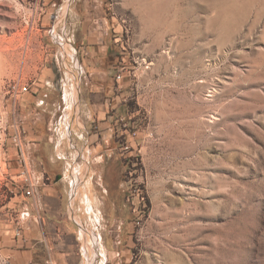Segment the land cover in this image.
<instances>
[{
  "label": "rangeland",
  "instance_id": "1",
  "mask_svg": "<svg viewBox=\"0 0 264 264\" xmlns=\"http://www.w3.org/2000/svg\"><path fill=\"white\" fill-rule=\"evenodd\" d=\"M0 41V264L25 249L23 215L48 243L20 264H264V0H0ZM90 47L113 58L87 77L73 61ZM23 83L37 96L15 101ZM103 111L109 138L94 149ZM19 135L40 192L48 158L69 176L59 190L95 192L62 203L75 232L53 238L46 206L21 193L9 204Z\"/></svg>",
  "mask_w": 264,
  "mask_h": 264
},
{
  "label": "crops",
  "instance_id": "2",
  "mask_svg": "<svg viewBox=\"0 0 264 264\" xmlns=\"http://www.w3.org/2000/svg\"><path fill=\"white\" fill-rule=\"evenodd\" d=\"M82 48L80 50H82ZM111 58H113V54L108 48L99 47L98 50H96L95 48L90 47L88 49V55L86 57L82 53L77 57V59L76 58L74 59L73 67L76 66L78 69H80L79 68V65H80L81 68H83V71H85L86 76L90 77V76H92L93 73H96V66H97L98 62L101 61L102 63H106V64L110 65L109 62L111 61ZM65 64H67V62H65ZM46 75H47V77H46L47 83H49V81L52 79V77L57 78L55 68H54V72H51L48 70ZM74 78H76V75L74 76ZM78 84H79V81H78ZM105 84H106V82H105ZM105 84H104L103 90L105 92H108L109 94L114 95L117 90L112 88L108 82L106 85ZM97 87H98V83H92L91 84V88L96 89ZM62 89H63L62 86L58 85V87L56 86L55 89H47V91L49 92V94H51L53 97H55L54 98V100H55L56 98H58V99L61 98ZM75 89H77V88H75ZM75 89H73V91H71V93H70V96H72L73 98L76 95ZM77 92H79V91L77 90ZM45 95L48 96V94L46 93L43 95V98H46ZM34 96H37V94H35ZM117 97L118 96L114 95L112 97H109V99H110V101L113 99V102L115 103ZM43 98H41V99L44 100ZM110 104H112V103H110ZM106 109L108 110L109 106H106ZM106 118H107V116L105 115V112L103 111L100 114V116L98 117V123H99V126H101V127H99V128H101V130H99V132L101 131V133H99V132L94 133L93 132L92 134L89 135V144L94 149L101 146L104 143V140H107L109 138V136L105 135V132H107L109 130L110 120H108ZM49 140H51L50 141L51 143H54V141H53L54 139L50 138ZM62 142H63L62 138H60V140H58V142H57V145L55 146V154H59V152H60L59 150H62V147H60V144ZM54 144H56V143H54ZM101 154H102V152L101 153L98 152L97 156L101 155ZM102 159H103V157H102ZM47 161L50 163V168H49V171L46 170L44 172H46V174L50 178L51 182L45 184L44 187H41V192H40L39 191L40 186L38 185L40 183L38 180V182H37L38 184H37V188H36V191H37L36 199H37V201L40 202L41 206H42V203L44 206H46L47 214H45L46 219L44 220V224H45L44 226H46V228L49 230V232L52 233L53 238L57 239V237H61L62 234H64V233H71V232L76 231V229H72V227H70V224L67 220H64V222H62V223L59 221L61 219V216H62V203L66 199H68V200L72 201V203H74V202L81 201V200L83 201L85 199L95 200L98 198L94 196L95 192L90 191L88 185L85 186V188H86L85 192L82 189L81 185L78 186L77 188L73 189L71 193L65 194V192H63L62 190H59V189H61L60 183L61 182H67V178L69 176L68 175L62 176L59 173L54 174V170L52 168L53 165L51 164L50 159L48 158ZM51 173L53 174L54 180L52 179ZM78 176L80 177L81 175H78ZM97 217H100V214ZM23 218H24L23 224L27 225V230H25V231L23 230L24 236H25V239L23 241L24 245L21 244L20 239H16L14 236H12L10 238V240L8 241L11 243V246L14 245V247H15L16 246L15 244H21V246L25 247L24 250H17V248L15 249L12 247L9 248V249H11L12 252L10 251V254L8 255V257L13 264H20L22 262L23 263L33 262V255L35 254V251L38 252L40 250V249H38V247L43 243L45 244V242L48 243L46 238L43 240V238L41 236H39L38 234H37V236H33L34 232L39 233V230L41 229V234L44 235V237H45V234L43 231V225L38 223V224H40V229H38L39 226H37V224H36L37 220L31 221V217H25L24 215H23ZM91 232L95 233V229L84 228L83 237H85V235H88ZM6 239L7 238L5 237V242H6ZM36 244H40V245L38 246ZM68 247H69V243L66 246H64V248L66 250L70 248V247L69 248ZM88 248L87 249L83 248L84 253L90 252V251L87 252L89 250ZM95 249L99 253L102 251L98 247H95ZM6 250H8V248ZM101 254H104V252H102ZM84 255H86V254H84Z\"/></svg>",
  "mask_w": 264,
  "mask_h": 264
},
{
  "label": "built area",
  "instance_id": "3",
  "mask_svg": "<svg viewBox=\"0 0 264 264\" xmlns=\"http://www.w3.org/2000/svg\"><path fill=\"white\" fill-rule=\"evenodd\" d=\"M119 39V38H118ZM122 64V63H121ZM125 69V66L122 64L119 67V73L116 75V81L119 82L122 79V72ZM33 85L36 87L37 82L33 81ZM30 83H23L22 85H14L13 92L11 97L16 99L20 95H26L28 93L34 94L35 91L32 90ZM15 89V90H14ZM8 92H11L9 90ZM27 138L26 136H16L14 138V143L17 146V156L12 160L9 161L8 159L4 160V173L6 176H9L10 179L5 178L4 184L9 188L10 196L9 197V204L13 201L14 196L16 194H23L25 197H30L33 201V204L38 207V201L36 199V188H37V180L34 175L32 163L30 160V155L27 151ZM31 143V140H28ZM50 179L49 177L47 178ZM15 233L17 237L23 236V228L22 226L18 225L15 227ZM24 239V238H23ZM45 264H54L52 258H47Z\"/></svg>",
  "mask_w": 264,
  "mask_h": 264
},
{
  "label": "trees",
  "instance_id": "4",
  "mask_svg": "<svg viewBox=\"0 0 264 264\" xmlns=\"http://www.w3.org/2000/svg\"><path fill=\"white\" fill-rule=\"evenodd\" d=\"M127 109H129V106L127 107ZM130 110V109H129Z\"/></svg>",
  "mask_w": 264,
  "mask_h": 264
},
{
  "label": "bare ground",
  "instance_id": "5",
  "mask_svg": "<svg viewBox=\"0 0 264 264\" xmlns=\"http://www.w3.org/2000/svg\"><path fill=\"white\" fill-rule=\"evenodd\" d=\"M2 40V39H1ZM1 42V41H0ZM4 54V53H3Z\"/></svg>",
  "mask_w": 264,
  "mask_h": 264
}]
</instances>
